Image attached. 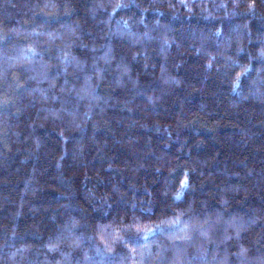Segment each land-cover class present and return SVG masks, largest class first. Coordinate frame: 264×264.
Masks as SVG:
<instances>
[{
	"label": "trees",
	"instance_id": "16d2710c",
	"mask_svg": "<svg viewBox=\"0 0 264 264\" xmlns=\"http://www.w3.org/2000/svg\"><path fill=\"white\" fill-rule=\"evenodd\" d=\"M0 264H264V0H0Z\"/></svg>",
	"mask_w": 264,
	"mask_h": 264
}]
</instances>
